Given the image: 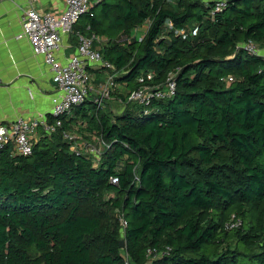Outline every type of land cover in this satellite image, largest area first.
<instances>
[{"label":"trees","instance_id":"trees-1","mask_svg":"<svg viewBox=\"0 0 264 264\" xmlns=\"http://www.w3.org/2000/svg\"><path fill=\"white\" fill-rule=\"evenodd\" d=\"M212 9L99 0L80 16L70 37L99 38L125 107L86 98L30 155L0 151V264H147L148 250L150 264H264V57L238 47H264V0ZM169 73L172 96L127 100ZM75 125L107 144L99 159L63 138ZM231 218L240 224L229 229Z\"/></svg>","mask_w":264,"mask_h":264},{"label":"built area","instance_id":"built-area-1","mask_svg":"<svg viewBox=\"0 0 264 264\" xmlns=\"http://www.w3.org/2000/svg\"><path fill=\"white\" fill-rule=\"evenodd\" d=\"M64 9L58 15L51 12L40 11L36 7L37 0H29V6L24 11L21 20V31L15 36L17 39L26 38L34 54L43 56L44 62L51 72V80L58 89V95L54 96L51 113L53 122L18 118L10 124H0V151L5 146L11 145L17 154L27 156L32 152L33 143L38 129L41 127L46 134H51L61 125L60 116L67 113L72 107L82 103L91 90V75L87 67H100L107 71L101 88L93 101L101 107L105 98H109L110 91L114 85V65L104 58L101 51L95 47V42L99 38L95 34L76 33L75 52L64 62L56 57V52L62 47L63 36L71 34L73 26L81 15L91 12L99 0H63ZM213 1L211 13L221 11L226 4V0ZM170 26V23H168ZM178 33H184L182 30ZM238 47L245 49L252 54L261 55L260 48L251 40L241 43ZM262 56V55H261ZM151 79L152 73L146 74ZM142 81L143 78L138 79ZM228 77L227 81H231ZM174 75L169 73L160 84L139 86L132 89L127 96L128 101L148 105L154 98L163 99L172 96L175 92ZM63 138L73 141L72 148H77L76 140L71 133L63 132ZM99 146H107L102 140ZM100 148V149H101ZM90 151L99 154L100 150L90 148ZM111 183H117V176L110 178ZM126 222L122 219L121 225ZM240 224L238 219H230L225 223L226 228L232 229ZM154 250H148V254H153ZM157 256L158 253L153 254ZM148 256V255H147Z\"/></svg>","mask_w":264,"mask_h":264},{"label":"crops","instance_id":"crops-1","mask_svg":"<svg viewBox=\"0 0 264 264\" xmlns=\"http://www.w3.org/2000/svg\"><path fill=\"white\" fill-rule=\"evenodd\" d=\"M28 6L29 0H0V124H10L18 118L46 122L54 118L52 99L59 92L51 80L50 69L42 55L33 53L26 38L15 37L21 31L22 16ZM36 7L58 15L64 9V1L37 0ZM74 52L75 40L70 34L63 36L56 57L64 62ZM89 68V96H96L108 72L95 66ZM112 90L109 100L114 104L121 102V95L127 92L125 83L120 80L114 81ZM89 96L91 100L95 97ZM40 134L41 127L35 138Z\"/></svg>","mask_w":264,"mask_h":264},{"label":"rangeland","instance_id":"rangeland-1","mask_svg":"<svg viewBox=\"0 0 264 264\" xmlns=\"http://www.w3.org/2000/svg\"><path fill=\"white\" fill-rule=\"evenodd\" d=\"M168 26V23L166 24ZM147 28V24H143L142 26L138 27L136 30H135V36L139 37L141 35L144 34V31L146 30ZM187 29V27H186ZM188 33L191 32V27H188L187 29ZM193 33V32H192ZM125 38L126 37H121L119 38V40L121 41H125ZM260 51L261 53L264 54V47H260ZM264 57V56H263ZM103 82V80H102ZM101 88V86H100ZM99 88V90H100ZM98 90V91H99ZM98 93V92H97ZM96 93V94H97ZM111 95V91H110V94L109 96ZM89 96V95H88ZM95 95H91L89 97H94ZM122 102V101H121ZM118 102L116 104H114L112 102V100H109V98H105L104 101L102 102V108L105 109L106 111L108 112H121L124 107H125V104L124 102ZM79 125H75L72 127V136H73V139L76 140V144H77V148L83 152H86L88 153L89 155L93 156L95 159H99L100 155L99 154H95L93 152L90 151V148H96L97 150L99 149L100 150V146L98 144V139H97V136L95 133H92L84 128H81L79 129ZM123 237V232H122V229H121V235H120V239H122ZM154 258V255L153 254H148L147 256V264H150L151 260H153Z\"/></svg>","mask_w":264,"mask_h":264},{"label":"water","instance_id":"water-1","mask_svg":"<svg viewBox=\"0 0 264 264\" xmlns=\"http://www.w3.org/2000/svg\"><path fill=\"white\" fill-rule=\"evenodd\" d=\"M119 245H120L121 247H123V245H124V241H123L122 239L119 240Z\"/></svg>","mask_w":264,"mask_h":264}]
</instances>
